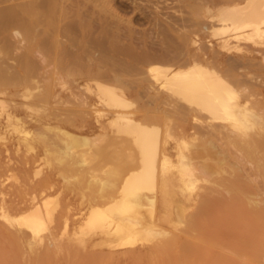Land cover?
I'll return each instance as SVG.
<instances>
[{"label":"bare ground","instance_id":"1","mask_svg":"<svg viewBox=\"0 0 264 264\" xmlns=\"http://www.w3.org/2000/svg\"><path fill=\"white\" fill-rule=\"evenodd\" d=\"M0 117V264H264V0H0Z\"/></svg>","mask_w":264,"mask_h":264},{"label":"rangeland","instance_id":"2","mask_svg":"<svg viewBox=\"0 0 264 264\" xmlns=\"http://www.w3.org/2000/svg\"><path fill=\"white\" fill-rule=\"evenodd\" d=\"M25 86L26 85H24V84H20L16 87H11V88L5 89V91L8 90L7 92L10 93L9 95L2 94V97L4 99H6V104H5L6 107L5 108L7 110L12 109L14 104L18 105L19 103L26 102L28 100L25 98V96L23 94V92L26 91ZM14 96H16V97H14ZM21 112H22V114H23V112H25L23 107H21ZM3 121H4L3 117H0V122H3ZM28 126L31 128L36 127V125L34 123H31ZM8 137H10V136L8 135ZM12 142H13V136H11V138L7 141V146L9 147L8 151H4L3 145L0 144V161L1 162L8 160V158H10V159L16 158L17 153L14 151V145ZM8 182L10 183L11 181H8ZM250 230H252V228H247V230H244V234L242 235V237L247 238ZM256 235H257V232H256ZM252 238H255V237H252ZM237 242L238 243L240 242V237H238ZM250 252H254V251H250ZM253 255H254V253H248L247 255L244 256L243 263L238 262V264H255V261L258 259V257L257 256L253 257ZM129 264H133V263H129ZM140 264H142V263H140Z\"/></svg>","mask_w":264,"mask_h":264}]
</instances>
